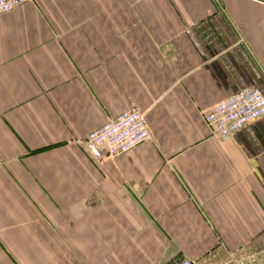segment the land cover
Listing matches in <instances>:
<instances>
[{"label":"crops","instance_id":"crops-1","mask_svg":"<svg viewBox=\"0 0 264 264\" xmlns=\"http://www.w3.org/2000/svg\"><path fill=\"white\" fill-rule=\"evenodd\" d=\"M264 0H27L0 13V264H264ZM130 106L151 139L93 160Z\"/></svg>","mask_w":264,"mask_h":264},{"label":"built area","instance_id":"built-area-1","mask_svg":"<svg viewBox=\"0 0 264 264\" xmlns=\"http://www.w3.org/2000/svg\"><path fill=\"white\" fill-rule=\"evenodd\" d=\"M27 0H0V13ZM264 117V96L255 88H244L201 112V119L213 137H227L247 124ZM151 139L143 113L135 106L91 131L85 140L93 160L113 158ZM177 264H195L185 258Z\"/></svg>","mask_w":264,"mask_h":264}]
</instances>
